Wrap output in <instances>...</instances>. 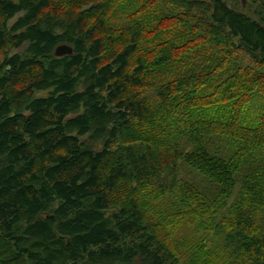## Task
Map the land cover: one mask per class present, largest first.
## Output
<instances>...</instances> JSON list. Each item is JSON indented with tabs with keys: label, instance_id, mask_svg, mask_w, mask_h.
I'll list each match as a JSON object with an SVG mask.
<instances>
[{
	"label": "trees",
	"instance_id": "obj_1",
	"mask_svg": "<svg viewBox=\"0 0 264 264\" xmlns=\"http://www.w3.org/2000/svg\"><path fill=\"white\" fill-rule=\"evenodd\" d=\"M127 1L0 0V264H181L186 246L183 264H264V109L243 117L264 98V0ZM242 1L252 17L227 4ZM151 23L176 47L144 53ZM173 63L200 70L140 97ZM179 161L217 193L181 184ZM186 223L217 253L175 243Z\"/></svg>",
	"mask_w": 264,
	"mask_h": 264
},
{
	"label": "rangeland",
	"instance_id": "obj_2",
	"mask_svg": "<svg viewBox=\"0 0 264 264\" xmlns=\"http://www.w3.org/2000/svg\"><path fill=\"white\" fill-rule=\"evenodd\" d=\"M58 2L59 0H54V2ZM128 3H131V0L127 1ZM124 3V2H123ZM123 3L121 2V4L123 5ZM233 10L237 11V12H241L244 13L250 17H252L254 15L255 12V5L250 3V2H235V3H227ZM124 7L123 6H118V7H113L112 10L115 9H122ZM114 12V11H112ZM150 12H146V16L145 20H152V18L150 17V15L148 14ZM171 16H174L172 13H170ZM129 16V14H128ZM124 17V16H122ZM17 17H15L14 19L10 20L8 22V26H11L14 21L16 20ZM116 20V26L117 29L118 28H122L124 27V25L126 24V20L125 19H118L115 18ZM174 25L170 28L173 29L175 24H177L176 22L173 23ZM147 27L144 28V34L143 39L146 41V44H144V48H142V51L144 53H147L151 50H153L154 48H165V49H172L174 47H176V43H177V39L173 42L171 40L169 41H165V39L169 38V35L171 33L172 30H167L165 29L163 26H161L160 24L157 26H153V24L151 23V27L149 25H146ZM165 32L167 34H165ZM142 39V40H143ZM173 43H175V45L173 46ZM25 47L22 46L18 49L15 50H11L10 53H20L22 51H24ZM174 59V58H173ZM248 63V59L245 57H241L240 60L238 62H236V64H238L239 66H241L242 64H246ZM195 64V63H192ZM173 69L172 70H167V73L165 75H162L164 73V71L162 72L163 68L161 69L162 74L160 75H154L151 74L149 76H147L145 78V83L144 86L142 88H140V92L141 95L140 97L145 98L148 102L153 103V104H157L158 100L155 97V90L158 89L159 87V83L161 82V80L163 79L162 76L168 77V76H178V75H186L189 72L192 71L193 72H197L198 69L200 68V66L196 67V66H192L191 64H188V68H190L189 70L184 71V68L182 66H179L178 63H173ZM187 68V69H188ZM200 70V69H199ZM190 73V74H192ZM184 75V76H185ZM40 96H45V93H39ZM254 102H252L248 107L247 110L244 114V124L246 126H251L256 124L259 116L261 115L263 109H264V98L262 97L261 94H258L255 96V99L253 100ZM176 128V127H174ZM178 135L179 138V143H181L180 145H186V139L179 135L178 133L175 134ZM98 147V145L96 146ZM220 149H215V152L218 153L220 151H225V153L229 156L231 152H233V149L230 148L229 146H227V149L224 146H219ZM178 179L181 181L182 183H187L193 187L196 188L197 191H201L205 196L208 197H212L215 195V193H217V188L210 183V181L208 179H206L204 176H202L201 174H199L198 172H196L195 170L189 168L188 166L182 164L180 161L178 162ZM125 187H127V185H124ZM124 187L123 185L120 186V184L118 185L117 189L119 192H122ZM158 204V214H172L173 210L171 209V203H172V199L171 198H166L163 197V199L158 200L157 201ZM230 203V202H229ZM223 213V209L219 211L218 213V217H216V220L222 216ZM157 220V218H155ZM154 217H150L149 220L154 222ZM257 219H259V216L257 217ZM168 221V220H167ZM175 243H179V240L185 239L186 241H192V239L198 244V245H202L204 243H206V245L208 246V248L212 249V253L216 254L217 250L215 251L214 248H219L221 246V241L219 238L215 237L214 232L211 230H204L201 232H197L194 229V225L193 224H182L181 226L179 225L175 231V233L173 234V238H172ZM164 243V242H162ZM187 248H180L181 249V258H179V261L181 264H183L184 259H186L189 255H194L195 252L193 250H190L189 246H186ZM216 252V253H215Z\"/></svg>",
	"mask_w": 264,
	"mask_h": 264
},
{
	"label": "water",
	"instance_id": "obj_3",
	"mask_svg": "<svg viewBox=\"0 0 264 264\" xmlns=\"http://www.w3.org/2000/svg\"><path fill=\"white\" fill-rule=\"evenodd\" d=\"M71 54H72V49L67 45H60L54 51V55L56 57H62L64 55H71Z\"/></svg>",
	"mask_w": 264,
	"mask_h": 264
}]
</instances>
